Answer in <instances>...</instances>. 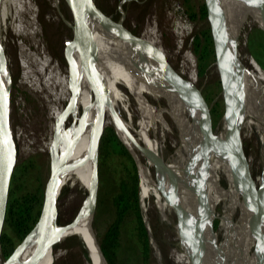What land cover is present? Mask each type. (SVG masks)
<instances>
[{
    "label": "rangeland",
    "instance_id": "rangeland-1",
    "mask_svg": "<svg viewBox=\"0 0 264 264\" xmlns=\"http://www.w3.org/2000/svg\"><path fill=\"white\" fill-rule=\"evenodd\" d=\"M93 1L96 7L113 21H118L121 18L123 26L135 35L142 36L145 30H151L164 57L180 76L189 80V71H193L194 84L200 89L202 96L207 99L213 118V128L218 129L223 116V102L217 72L215 66H212L214 60L211 57L206 60L208 65L201 75H198L196 71L197 56L199 47L202 44L199 32L204 29L209 32L207 20L197 18V12L203 0ZM12 3H14V6H7L3 12V30L1 34L3 39L0 43V51L9 82L7 123L14 151L13 168L22 163H28L16 179L14 195L16 198L24 195L35 197L37 201L35 209L39 211L43 184L47 176V152L51 142V140H48L50 137L49 123L51 121L48 112L50 108L59 103L61 92L67 90L68 87V84L66 85L68 77L62 59V49L64 43L70 39L71 20L62 0H57L56 3L54 0H13ZM26 3H29L31 8L35 9L34 14L29 12L26 16L16 12L18 5L24 6ZM242 14L244 32L243 37L239 39L240 50L248 54L264 73V32L261 30L264 29V22L256 11L246 4L242 5ZM33 19H35V24L32 26L30 20ZM26 20V36L23 37L18 35L17 26L18 24L23 26ZM34 28L35 31H38H36L35 40L37 39L38 45L47 58L29 85L26 86L21 83L19 51L20 47H26L33 52V48L29 45L34 41ZM194 37L198 38L199 41L197 50H195L193 44ZM184 55H188L190 60L182 58ZM152 62L155 63V61ZM115 84L117 90L121 88L122 84ZM157 100L165 120V150L172 153L176 162L182 166L184 165L186 153L183 130L184 126L188 127L187 115L181 106L160 97H157ZM66 101L64 100L62 104ZM130 112L132 117L135 118L136 114L132 106H130ZM154 126L155 132H157V123ZM153 129L151 126V130ZM221 137L222 134L218 138L221 139ZM239 137L249 172L257 184L259 179L263 180L264 175V150L261 149L264 146L259 143L254 128L248 124L247 120L242 124ZM129 153L136 163L138 191L140 193V172L138 171L144 162H138L130 151ZM160 155L167 170L168 180L173 179L175 191L180 195L177 176L166 163L162 153ZM146 160L148 167L153 169L150 161ZM122 163V159L110 157L101 167L98 165V189L91 221V229H93L97 245L114 218L111 197L116 192V183L125 176ZM216 180H218L217 169H215L212 178L213 182ZM220 183L223 185L222 181ZM213 190L214 186L210 184L206 187L207 200L212 197ZM151 192L147 193L144 198L147 212L141 206V199L139 200V207L142 215L147 214L152 235L159 248L160 264H190L183 248L181 236L179 237L176 232L172 209L166 204L160 193ZM85 195V191L76 185L72 187L66 185L60 190L56 203L57 225H64L73 218ZM242 208L243 198L234 187L232 178L229 176L225 184L224 195L216 203L212 213L213 219H215L212 225L214 230L217 222L219 224L220 219H222L216 240L217 246H220L223 242V237L220 236L221 233ZM82 218L84 219V216ZM164 218L170 222L169 225L162 222ZM258 224L259 219L257 218L250 235L255 233ZM4 233L11 237L8 231L5 230ZM65 236L71 237L65 241L62 240L63 238H59L54 242L56 246L53 249V254L57 256L52 264H91L84 235L78 226L76 225ZM230 236L231 233L227 238ZM11 243L14 248L19 244L16 239H12ZM255 245L256 239H250L249 237L247 243L239 252L233 251L230 264H250ZM5 259L0 254V260ZM20 263L21 261L16 264ZM261 263L262 261L259 262V264ZM115 264H137L136 254L128 241L127 235L124 233H121L120 236V247L117 251ZM148 264H159L152 253H150Z\"/></svg>",
    "mask_w": 264,
    "mask_h": 264
},
{
    "label": "bare ground",
    "instance_id": "bare-ground-1",
    "mask_svg": "<svg viewBox=\"0 0 264 264\" xmlns=\"http://www.w3.org/2000/svg\"><path fill=\"white\" fill-rule=\"evenodd\" d=\"M56 1L54 0L55 3ZM6 3L7 0H0V29L3 24V12L6 8ZM208 3L209 7H211L209 22L218 57L215 69L220 77L225 95L230 98L227 103L230 118L221 120L218 129L214 130L215 135L218 138L222 134L221 139L218 138L221 142H224L226 139H232L233 131L239 130L240 132L242 124L247 120L248 124L254 128L259 143L264 146V73L248 54L240 50L239 43V39L243 37L244 32L242 5L246 4L253 8L263 22L264 15L258 11L253 3H247L242 0H208ZM34 11L35 9L31 13L34 14ZM89 28L93 36L96 51V67L92 71V82L99 84L103 79L109 94L110 107L102 113V125L112 128L126 149L134 155V158L138 162H144L138 171L140 172L139 200L141 199L143 210L147 212L144 201L147 193L156 191L163 197L171 193L175 197L180 211L185 216L192 221L202 222V248L199 264H230L233 251L239 252L247 243L249 237L250 239H256L254 255L250 264H259L262 261V252L264 250V226L261 220L252 214L249 205L244 199L242 210L236 213L220 235L223 237V242L220 246L216 245L222 219H220L221 222L214 230L212 225L215 219H213L212 213L214 206L224 195L225 184L230 176V171L224 159L211 152L202 150L200 129L197 125L198 112L188 104L185 97L176 91L167 79L161 77L160 72L156 68V63L152 62L154 61L152 58L140 56L130 51L123 38L114 32L101 28L91 21H89ZM141 38L161 51V48L155 42L151 30H145ZM36 40L31 45L33 52L29 51V49L19 51L20 78L21 83L26 86L29 85L47 58ZM182 58L189 59L188 55H184ZM2 81L3 87L7 92L9 88L8 79L3 76ZM189 81L194 83V74L191 70L189 71ZM115 83L122 84L121 88L117 90ZM67 84L68 78L66 80ZM77 87L75 107L68 116L65 126L68 127L72 121L75 124L81 114H84V117L80 120L78 135L68 152V165L83 157L88 131L95 115L87 85L81 74L78 77ZM95 97L98 104L101 105L97 92L95 93ZM157 97L181 106L187 115L188 127L184 126L183 130L186 153L184 165L182 166L176 162L172 153L165 150V120L161 114V107ZM64 100L67 101L62 104ZM68 100L69 91L67 87V90L61 92L59 103L50 108L48 112L51 120L49 123L50 137L48 136V140H51L54 121L58 118ZM130 106L133 107V111L136 114L135 118L132 117ZM112 111L115 114V118ZM7 113L8 107L2 111L4 118ZM116 120L130 133L134 141L138 145L140 144L139 146H143L142 148L155 161L163 165L160 155L162 153L166 163L177 176L180 195L175 191L173 179L168 180L167 170L156 174L154 165L151 162L150 164L153 169L149 168L147 160L130 143L123 129L116 125ZM154 122L158 125L157 132H155ZM151 126L154 128L153 130H151ZM72 130V127H68L66 137L71 136ZM261 149L264 150L262 147ZM215 169L218 170V180L213 182L212 178ZM155 175L157 181L154 179ZM90 176L91 164L87 162L62 177L60 188L62 189L66 185L71 187L76 185L87 193L90 186ZM195 180H198L203 193V205L200 204L198 194L193 187ZM220 181H222L223 185ZM156 182H159V186ZM209 184L214 186V190L212 197L207 200L205 191ZM156 187H159V189ZM257 218L259 219L257 229L253 235H250ZM91 221L90 214H85L84 219L81 218L77 226L84 235L87 254L91 264H105L98 253V246L92 231L93 229H91ZM162 222L167 225L170 224L166 218ZM176 232L179 237L181 236L183 248L186 250V247L190 244L189 236L179 233L177 229ZM229 233H231V236L227 238ZM34 249L35 242H28L8 264L27 261ZM56 256L53 254L52 249L37 264H51Z\"/></svg>",
    "mask_w": 264,
    "mask_h": 264
},
{
    "label": "water",
    "instance_id": "water-1",
    "mask_svg": "<svg viewBox=\"0 0 264 264\" xmlns=\"http://www.w3.org/2000/svg\"><path fill=\"white\" fill-rule=\"evenodd\" d=\"M70 15V39L64 43L62 49V59L65 65L66 74L68 77V91L69 100L65 104L62 112L54 121L53 131L51 135V142L47 152L48 165L47 176L42 189V201L39 214L36 222L31 230L25 235L22 241L13 249L10 255L0 264H8L14 256H16L28 242H35V249L30 258L21 264H37L45 254L54 249L55 242L59 238L66 239L71 236H65L70 230L76 227L78 222L85 214L93 216V211L96 203L97 189H98V145L105 126L102 125V113L104 110L109 109V94L104 80L98 84L92 82V71L96 67V51L93 42V36L89 28V21L100 26L101 28L114 32L119 37L123 38L130 51L140 55L152 58L156 63V68L160 72L161 77L167 79L169 83L183 95L188 104L198 112L197 125L200 129V139L202 150L211 152L220 156L227 163L230 171V176L234 187L239 191L242 198L249 205L252 214L258 217L264 226V180L259 179L256 184L252 178L246 157L242 151L241 141L239 137V130L233 131V138L221 142L215 135V129L212 127L210 117V106L204 100L200 89L187 78L180 76L168 63L164 54L157 47L150 45L141 36L135 35L130 30L125 28L122 24V19L113 21L105 14H103L94 4L93 0H62ZM247 3H253L258 11L264 15V0H242ZM204 8L206 11L205 19L209 25V35L211 38L214 62L212 66L217 64V52L214 43V37L209 22V15L211 7H209L208 0H203ZM264 32V29H261ZM75 56V60H74ZM81 74L87 85L91 105L94 107L95 115L90 125L87 144L83 157H80L71 164H67V156L70 148L72 147L78 132L80 120L84 114L75 122H70L68 127H72L70 137H66L68 127L65 126L68 116L74 110L77 89L78 77ZM5 76L7 79V72L4 61L0 51V235L3 227L5 206L7 201L9 180L14 165V151L10 141L7 115L3 117L2 111L8 107L7 92L3 87L2 78ZM220 94L223 102V116L222 119L230 118L228 113L229 97L225 95L223 85L220 77ZM97 92L101 100V105L98 104L95 97ZM229 98V99H228ZM6 107V108H5ZM112 114H115L112 111ZM116 125L123 129L124 134L129 139L134 148L143 156L148 159L153 165L157 173L165 171L166 168L161 163L154 160V158L139 146L130 133L122 127V124L116 120ZM112 129V128H111ZM115 138L125 149L135 167L136 176L137 168L136 163L124 144L119 140L114 130L112 129ZM91 164L90 186L79 208L74 214L73 218L64 225L56 224V203L60 193V182L62 177L67 173L81 167L85 163ZM157 181L156 175L154 177ZM157 183V182H156ZM159 183V182H158ZM157 185L159 186V184ZM194 190L198 194L200 204L203 205V193L199 186L198 180L194 181ZM159 189V187H156ZM166 204L172 209L175 220V228L183 235L190 238V244L186 247L185 254L188 257L190 264H199V257L202 248L201 243V221H192L185 216L179 209L175 197L170 193L164 196ZM139 209V204H138ZM140 218L143 224L150 253L153 254L156 261L160 264V252L156 241L152 235L151 228L148 222L147 214H141ZM62 241V242H63ZM58 245V244H57ZM98 246V245H97ZM98 253L104 261L99 247ZM262 263L264 264V250L262 252ZM52 264V262H51Z\"/></svg>",
    "mask_w": 264,
    "mask_h": 264
},
{
    "label": "trees",
    "instance_id": "trees-1",
    "mask_svg": "<svg viewBox=\"0 0 264 264\" xmlns=\"http://www.w3.org/2000/svg\"><path fill=\"white\" fill-rule=\"evenodd\" d=\"M13 0H7V6H14ZM17 13H22L28 16L33 9L29 3L24 6L18 5L16 7ZM206 11L202 2L197 12V18L204 20ZM192 17V16H191ZM28 20V17H27ZM27 20L23 26H17L18 35L25 37ZM32 26L35 24V19L30 20ZM2 26L0 29V37L2 42ZM34 32L35 28H34ZM36 34L34 33L35 40ZM201 36V46L199 47V54L197 56L196 71L201 75L204 68L208 65L206 61L209 57L214 60L211 38L207 29L199 32ZM34 43V41H32ZM30 43L29 47L33 44ZM194 48L197 50L199 41L194 37ZM26 47H20V50H25ZM207 103V99L203 97ZM210 117L213 127V118L210 111ZM107 127V126H105ZM110 157H118L122 159L125 176L122 180L116 183V192L111 197V204L114 209L113 221L105 230L101 241L98 244L100 253L106 264H115L117 251L120 247L121 233L127 235L128 241L133 247L136 254L137 264H148L150 259V249L148 246L146 233L140 218L139 191H138V176H136L135 167L129 155L117 141L111 128H105L101 135L98 145V165L101 167L105 161ZM28 163H22L12 169L9 180L7 201L5 206V214L3 227L0 235V254L7 258L13 251L12 239H16L18 243L22 241L25 235L31 230L37 220L39 211L35 209L37 201L33 196H21L16 198L14 188L16 179L20 172L24 170ZM141 212V211H140ZM218 225V222H217ZM216 225V227H217ZM221 227V226H220ZM216 229V228H215ZM8 231L11 235L9 237L4 233Z\"/></svg>",
    "mask_w": 264,
    "mask_h": 264
}]
</instances>
